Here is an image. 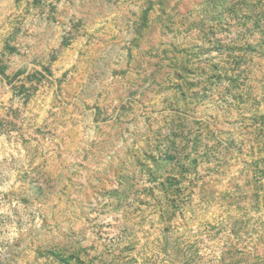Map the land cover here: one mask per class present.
I'll return each mask as SVG.
<instances>
[{
    "label": "clouds",
    "instance_id": "obj_1",
    "mask_svg": "<svg viewBox=\"0 0 264 264\" xmlns=\"http://www.w3.org/2000/svg\"><path fill=\"white\" fill-rule=\"evenodd\" d=\"M0 264H264V0H0Z\"/></svg>",
    "mask_w": 264,
    "mask_h": 264
}]
</instances>
